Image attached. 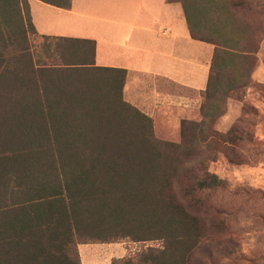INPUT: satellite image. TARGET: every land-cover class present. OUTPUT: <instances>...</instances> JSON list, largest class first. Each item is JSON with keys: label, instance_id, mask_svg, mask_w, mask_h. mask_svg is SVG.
<instances>
[{"label": "trees", "instance_id": "1", "mask_svg": "<svg viewBox=\"0 0 264 264\" xmlns=\"http://www.w3.org/2000/svg\"><path fill=\"white\" fill-rule=\"evenodd\" d=\"M166 1L181 4L193 39L214 46L202 103L176 132L125 102L126 71L97 67L94 40L41 36L38 57L28 0H0V264H81L77 245L123 240L161 245L111 264L236 260L230 236L214 241L228 229L207 222L204 195L225 187L208 165L241 138L216 121L229 93L249 86L257 48L229 38L243 0ZM236 60L250 61L245 82L221 86Z\"/></svg>", "mask_w": 264, "mask_h": 264}, {"label": "crops", "instance_id": "2", "mask_svg": "<svg viewBox=\"0 0 264 264\" xmlns=\"http://www.w3.org/2000/svg\"><path fill=\"white\" fill-rule=\"evenodd\" d=\"M83 1L71 0L66 11L28 0L36 33L94 40L97 67L126 71L125 102L148 117H159L163 124L175 126L199 109L214 46L190 36L180 3L102 0L91 4L83 16ZM258 63L251 78L257 72L258 81L264 82V65ZM170 117L174 123H167ZM113 246H79L81 264L87 256L93 258L92 264H111L122 258Z\"/></svg>", "mask_w": 264, "mask_h": 264}, {"label": "rangeland", "instance_id": "3", "mask_svg": "<svg viewBox=\"0 0 264 264\" xmlns=\"http://www.w3.org/2000/svg\"><path fill=\"white\" fill-rule=\"evenodd\" d=\"M95 1L102 3V0H84L81 15L86 16L88 8ZM243 3L244 7L236 12V20L232 22L234 32L229 34V38L236 42L238 50L245 47L257 48L251 56L256 59V65L258 62L264 65V0H243ZM211 14V21L220 18L213 13V9ZM81 20L87 21L83 18ZM28 39L35 49V55L45 57L41 36L30 32ZM234 63L233 71L222 77L221 86L226 85L225 80L229 77L238 79V85L245 82V77L240 72L250 61L247 63L236 60ZM253 77L255 80L250 76L248 87L230 92L232 98L225 100L223 104L224 115L216 121V129L225 134L233 128L240 134L241 140L237 144L218 147L214 162L208 166L211 172L225 182V187L204 195V202L209 210L208 216H204L208 218L207 222H222L223 227L228 229V234L221 232L214 241L218 242L227 235L235 242L233 250L237 258L232 264H264V82L258 81L257 72ZM192 114L189 117H193ZM174 122L172 117L167 121ZM173 125L169 126L176 132L177 125ZM112 244L122 258L142 250L156 249L161 245L159 241L130 240ZM79 246L81 245L76 246L78 254ZM91 259L93 258L83 257L85 264H92Z\"/></svg>", "mask_w": 264, "mask_h": 264}]
</instances>
